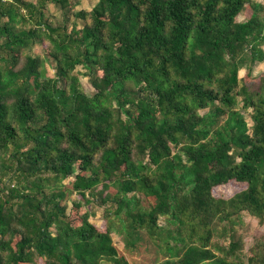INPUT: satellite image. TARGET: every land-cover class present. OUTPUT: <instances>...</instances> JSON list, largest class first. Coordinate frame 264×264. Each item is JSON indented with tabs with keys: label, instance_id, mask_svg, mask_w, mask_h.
<instances>
[{
	"label": "trees",
	"instance_id": "16d2710c",
	"mask_svg": "<svg viewBox=\"0 0 264 264\" xmlns=\"http://www.w3.org/2000/svg\"><path fill=\"white\" fill-rule=\"evenodd\" d=\"M77 2L0 0V264H129L112 232L129 254L153 243L164 264H264V240L244 258L235 229L243 211L264 223V80L238 77L264 59V4L95 0L67 32ZM43 39L54 77L29 52ZM229 181L246 186L214 197Z\"/></svg>",
	"mask_w": 264,
	"mask_h": 264
},
{
	"label": "rangeland",
	"instance_id": "374dc122",
	"mask_svg": "<svg viewBox=\"0 0 264 264\" xmlns=\"http://www.w3.org/2000/svg\"><path fill=\"white\" fill-rule=\"evenodd\" d=\"M32 2H38L39 0H29ZM257 2H261L264 4V0H255ZM95 0H78L76 4H74V7L71 9V12L69 13V21L67 22V32L71 30L72 27L81 28L84 25V20L81 18L74 16V12L80 9L84 10H90L92 5L94 4ZM43 5V11L46 17L53 18L52 22L54 24H59L61 20V12L59 8H57L55 5H53L49 1H44ZM263 11H261V14ZM250 14L249 8H245L240 11V13L237 15L236 19L239 21L245 20L248 15ZM48 17V18H49ZM264 50V45L262 46ZM29 52L33 55H38L41 58H43V65L45 67V74L49 77L55 76V63L54 60L48 55V44L43 39L41 41H37L33 44ZM247 69L246 67H242L238 71V77L241 79V83H244L250 90H255L259 87L262 80H264V59L262 61H256L252 64L251 72L248 74L246 73ZM99 75L101 74L99 71L97 72ZM72 74L77 77L79 87L82 91L92 94L93 93V87L90 84L88 72L85 68H83L81 65H77L73 70ZM127 86L131 89L138 88L139 83H135L134 81H130L127 83ZM238 106H241V102H239ZM201 110L200 112L205 111ZM244 114V117L246 120L250 123V117H249V109L247 111H242ZM71 178H68L64 180V182H68ZM246 186L244 183H235L233 181H229L225 184L215 186L212 190L214 197L216 198H223L227 199L231 197L236 192L240 191ZM87 198L90 197V195L86 196ZM140 202L143 205H146V199L143 197H139ZM65 204H66V210L67 214H71V210L73 207L74 202H76V197L74 196V193L69 195L67 194L65 198ZM87 208L90 212L89 220L91 222H94L96 224H100L103 220V207L97 205L95 201L86 203L83 206V209ZM162 218V217H161ZM241 223L237 224L235 226L236 232L238 236L241 238V251L240 253L243 254V257L249 253V249L256 243L261 242L264 240V223L260 222L258 218L250 215L248 212L243 211L241 213ZM159 222L162 223V220L159 219ZM223 230V224L219 223L216 226V233L213 235L212 240L216 241L217 243L222 244L223 246L228 244V239H225L222 235ZM144 230H142L143 232ZM112 240L115 243L118 251L120 254L124 252V255L129 258V264H164L162 261L164 260V257L161 252H158L157 254L151 255L150 250L155 249L156 246L151 243L150 247H146L144 243H142L141 239L138 242L139 246L137 248H133V252L130 254L126 251H123L124 249V242L122 239V235L112 232L111 233ZM150 248V249H148ZM264 254V247L261 251Z\"/></svg>",
	"mask_w": 264,
	"mask_h": 264
}]
</instances>
